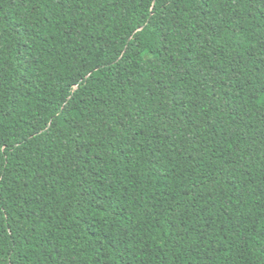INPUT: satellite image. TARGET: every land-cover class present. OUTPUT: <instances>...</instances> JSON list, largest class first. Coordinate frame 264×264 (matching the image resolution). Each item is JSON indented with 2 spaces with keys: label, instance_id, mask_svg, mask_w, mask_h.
<instances>
[{
  "label": "trees",
  "instance_id": "trees-1",
  "mask_svg": "<svg viewBox=\"0 0 264 264\" xmlns=\"http://www.w3.org/2000/svg\"><path fill=\"white\" fill-rule=\"evenodd\" d=\"M0 264H264V0H0Z\"/></svg>",
  "mask_w": 264,
  "mask_h": 264
}]
</instances>
